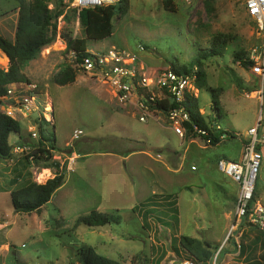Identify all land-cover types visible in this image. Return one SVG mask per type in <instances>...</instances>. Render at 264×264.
Returning <instances> with one entry per match:
<instances>
[{
  "label": "rangeland",
  "instance_id": "obj_1",
  "mask_svg": "<svg viewBox=\"0 0 264 264\" xmlns=\"http://www.w3.org/2000/svg\"><path fill=\"white\" fill-rule=\"evenodd\" d=\"M164 1L111 4L112 33L105 39L87 40L86 49L124 48L149 77L200 60L206 88L193 90L198 111L208 126L215 128L218 123L233 136L224 134L214 145L188 128L180 136L166 112L149 105L144 112L135 97L133 102H120L115 87L100 73L73 68L67 41L86 35L79 8L74 0H47L49 9L61 11L55 19L54 41L22 72L28 78L24 82L32 118L39 117V134L48 146L51 141L46 137L54 136L51 161L59 166L35 157L33 175L28 156H24L27 166L17 170L16 157L0 159V264H83L87 248L118 264H249L252 260L264 264V234L244 223L238 229L239 187L217 165L220 157L240 158L246 131L257 121L264 151V77L241 63L262 41V34L239 0H169L172 9L165 8ZM17 17V1L0 0L2 37L14 40ZM213 45L220 54L206 56ZM8 65L0 50V68L7 70ZM63 65L75 70V79L59 85L54 75ZM157 90L154 93L162 94ZM213 96L220 109L217 122ZM45 109L48 117L42 115ZM17 116L18 133L29 140L28 121ZM74 130L82 133L76 138ZM17 137L9 134V144ZM57 173L62 174V184L39 209L13 210L11 190L29 181L45 183ZM159 193L171 196L165 198L167 202L156 198L158 206H139ZM255 196L264 204V156ZM93 209L118 215L119 223L75 224L77 217ZM182 235L208 242L211 257L199 259L180 243Z\"/></svg>",
  "mask_w": 264,
  "mask_h": 264
},
{
  "label": "built area",
  "instance_id": "obj_2",
  "mask_svg": "<svg viewBox=\"0 0 264 264\" xmlns=\"http://www.w3.org/2000/svg\"><path fill=\"white\" fill-rule=\"evenodd\" d=\"M74 1L79 9L107 6L119 2V0ZM183 1L192 2L194 0ZM239 1L243 3L245 12L256 21L259 33L262 34V41L250 51L248 60L251 62V71L264 77V0ZM69 52L70 64L71 66L73 65V68L79 71H95L100 73L103 78H106L115 87L116 97L120 102H133V97H135L136 104L144 112H147L146 110L148 109V99L151 101H154L155 98L168 99L180 102L183 100L185 93L197 95V93L193 92V90L198 91L195 86V72L187 74L176 72L172 69H164L150 77L146 76L145 72L138 69L136 56L124 48L110 45L108 48L100 51L85 49L83 53H78L76 50L70 49ZM29 86L32 85L29 84ZM26 87H28V83L24 81L7 83L5 91L0 94V112L10 116L14 120H17L16 117H18L19 113L23 116L19 120L25 118L28 121L29 125L26 131L29 140H25L22 136L18 135L12 145V156L9 159L13 157L20 159L28 156L29 165L33 167L32 173L36 175L37 169L34 170L33 161L36 155L40 156L38 148L44 147L48 150L51 158H53V152L56 148H49L46 141L39 134L41 122H39V117L37 121L35 118H32V110L30 111L31 107L29 104L30 98L27 95ZM143 89L146 90L147 94L143 92ZM154 89L160 90L163 95L154 93ZM145 95L148 97L146 98ZM47 111L48 109H45L42 115L48 117ZM166 113L171 127L178 135L182 136L185 129L184 122L189 120L188 113L182 106L172 107ZM44 119V122L52 125L49 118ZM139 119L143 121V115L139 116ZM259 126L260 123L257 121L254 126L247 129V141L243 146L239 159L220 158L217 165L219 170L228 175L239 187L236 196V216L238 222L252 226L264 234V204L257 201L255 197V184L264 155L261 146H259L263 144V138L258 134ZM215 129L219 130L221 128L218 124H215ZM197 132L205 136L203 139L205 143L211 144L210 137L206 132L199 130ZM81 133L80 130H74L73 135L77 138ZM40 142L44 145H38ZM67 152L70 153L69 155L74 154V151ZM56 157L58 158V156ZM69 159L70 165L73 158L69 157ZM192 169H194V166H192Z\"/></svg>",
  "mask_w": 264,
  "mask_h": 264
},
{
  "label": "trees",
  "instance_id": "obj_3",
  "mask_svg": "<svg viewBox=\"0 0 264 264\" xmlns=\"http://www.w3.org/2000/svg\"><path fill=\"white\" fill-rule=\"evenodd\" d=\"M16 1L18 17L14 40H8L0 35V50L4 52L9 59V65L7 70L0 68V94L5 91V85L7 83L14 81L28 82V78L24 75L22 70L30 60L34 59L39 54V52L44 46L49 45L51 42L54 41L56 35L55 19L61 14V11H53L49 9L47 5V0ZM170 1H164L165 8L172 9L173 5ZM112 9L113 7L111 5H107L106 7L100 6L79 9L78 17L81 23L84 25L86 35L84 38H76L74 40L68 39L66 50L74 49L78 53H83L86 49L87 40H100L108 38L112 33ZM220 52L221 51L219 47L213 45L209 48L208 51H206V56L208 54L218 55L220 54ZM201 56L204 57L205 55ZM238 58L241 57L238 56ZM241 63L243 65H248L251 62L247 59L242 60ZM200 66L201 61L196 60L195 62L190 64L189 67L173 66L172 70L187 74H192V72H195V86L199 91L200 88H206L205 73ZM75 73V70L71 66L63 65L54 75V81L59 85L72 83L75 79ZM145 97L147 98L148 96L145 95ZM196 97L197 95L195 96L191 93H185L183 100L180 102H175L172 100L170 101L168 99L155 98L154 101L148 99V105L150 108L159 109L164 112H167V110L172 107L182 106L184 110L188 113L189 117V120L184 122L185 128H188L189 130L195 132H197V130L206 132L210 137L211 144L213 145L217 144L220 141L221 136H223L224 134L226 136H233L232 133L222 131L221 129L216 130L215 128L208 126L207 122L198 111ZM212 101L215 105L213 106V111L215 113L213 121L217 122L220 118V109L217 104L216 97L213 96ZM19 131V121L14 120L10 116L0 112V159L8 160L12 156V145L9 144L8 137L9 134H17ZM198 134L202 139L205 138L203 134ZM46 140L51 141L49 148H56V141L54 136H52L51 138L46 137ZM40 145L42 146L44 144L41 143ZM38 151L40 153V156L36 155V158L42 159L44 162L47 161V163L51 161V157L48 153V150H46L44 147H39ZM18 162L19 166L16 167L15 165L14 170L26 167L28 164L27 157L18 159ZM50 163L57 167L59 166L56 161H51L48 164ZM61 184L62 174L57 173L54 177L46 180L45 183H35L29 181L22 187L16 190H11L10 200L13 210L16 212H31L39 209L44 203H46L50 199L52 193ZM153 195V197H148L145 202L141 201L139 203V206H158L159 204L157 205V203L160 202H158L156 198L161 197L163 199V202H167L166 199L168 198V196H171V194ZM139 210H141V208H139ZM173 210H175V208ZM109 223H119V216L116 214L114 215L112 213L99 212L94 209L86 214L80 215L76 218L75 221V224H82L85 226H101ZM242 223L243 222H241V224L238 226L239 230L243 226ZM180 243L192 253H194L201 260H206L213 254V250L210 244L206 241H201L198 238H194L188 235H182L180 237ZM241 250L244 251V248H242ZM82 259L83 264H118V262L113 259H109L95 253L94 250L91 248H87L84 251ZM250 262L251 263L249 264H261L258 260H252Z\"/></svg>",
  "mask_w": 264,
  "mask_h": 264
},
{
  "label": "crops",
  "instance_id": "obj_4",
  "mask_svg": "<svg viewBox=\"0 0 264 264\" xmlns=\"http://www.w3.org/2000/svg\"><path fill=\"white\" fill-rule=\"evenodd\" d=\"M53 112H54V105H53ZM128 113L129 115H131V116H134L133 114H131V113H129V111H127V110H123V113ZM141 116V115H140ZM53 124H55V123H53ZM53 126V125H52ZM246 136V135H245ZM262 146V145H261ZM262 149V151H263V147L261 148ZM263 154H264V151H263ZM128 155L129 154H127L125 157H128ZM224 155V154H223ZM149 156H150V154H149ZM264 156V155H263ZM223 157V156H222ZM224 157H226V156H224ZM153 158V157H152ZM221 158V157H220ZM229 158V157H228ZM229 159H231V158H229ZM239 159V158H238ZM233 160H237V159H233ZM233 181V180H232ZM236 186H237V184H236ZM108 193H110V192H108ZM160 194V193H159Z\"/></svg>",
  "mask_w": 264,
  "mask_h": 264
},
{
  "label": "clouds",
  "instance_id": "obj_5",
  "mask_svg": "<svg viewBox=\"0 0 264 264\" xmlns=\"http://www.w3.org/2000/svg\"><path fill=\"white\" fill-rule=\"evenodd\" d=\"M18 135H20L19 133H17ZM21 136V135H20Z\"/></svg>",
  "mask_w": 264,
  "mask_h": 264
},
{
  "label": "bare ground",
  "instance_id": "obj_6",
  "mask_svg": "<svg viewBox=\"0 0 264 264\" xmlns=\"http://www.w3.org/2000/svg\"><path fill=\"white\" fill-rule=\"evenodd\" d=\"M36 178H38V177H36Z\"/></svg>",
  "mask_w": 264,
  "mask_h": 264
},
{
  "label": "water",
  "instance_id": "obj_7",
  "mask_svg": "<svg viewBox=\"0 0 264 264\" xmlns=\"http://www.w3.org/2000/svg\"><path fill=\"white\" fill-rule=\"evenodd\" d=\"M65 177V176H64Z\"/></svg>",
  "mask_w": 264,
  "mask_h": 264
}]
</instances>
